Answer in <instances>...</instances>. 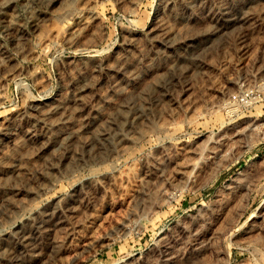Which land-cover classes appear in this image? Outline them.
Wrapping results in <instances>:
<instances>
[{"label":"rangeland","instance_id":"1","mask_svg":"<svg viewBox=\"0 0 264 264\" xmlns=\"http://www.w3.org/2000/svg\"><path fill=\"white\" fill-rule=\"evenodd\" d=\"M12 3L0 264H264V0Z\"/></svg>","mask_w":264,"mask_h":264},{"label":"bare ground","instance_id":"2","mask_svg":"<svg viewBox=\"0 0 264 264\" xmlns=\"http://www.w3.org/2000/svg\"><path fill=\"white\" fill-rule=\"evenodd\" d=\"M12 3V0H0V9H7L8 7L11 6ZM88 88V86H82L81 88L78 89L77 91V95L75 97L76 101H80V102H84V92L85 90ZM47 104H45L43 107H46ZM62 107V104H57L53 107H50L48 109H46V114H50V113H54V112H57L60 110V108ZM226 110L229 112V113H234L236 110H237V105L236 104H229V102L226 103ZM85 109L84 106H81L79 109H77L76 107V110L78 111V113H81L83 112V110ZM63 118V116H62ZM104 134V133H102Z\"/></svg>","mask_w":264,"mask_h":264},{"label":"built area","instance_id":"3","mask_svg":"<svg viewBox=\"0 0 264 264\" xmlns=\"http://www.w3.org/2000/svg\"><path fill=\"white\" fill-rule=\"evenodd\" d=\"M249 96H250V93L247 90H242L240 92L233 93L229 101V104L248 105Z\"/></svg>","mask_w":264,"mask_h":264}]
</instances>
